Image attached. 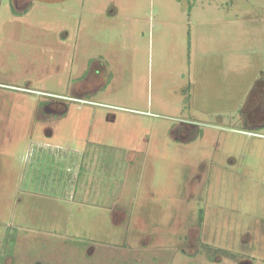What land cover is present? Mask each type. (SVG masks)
Masks as SVG:
<instances>
[{
  "label": "rangeland",
  "instance_id": "rangeland-1",
  "mask_svg": "<svg viewBox=\"0 0 264 264\" xmlns=\"http://www.w3.org/2000/svg\"><path fill=\"white\" fill-rule=\"evenodd\" d=\"M0 264H264V0H0Z\"/></svg>",
  "mask_w": 264,
  "mask_h": 264
},
{
  "label": "crops",
  "instance_id": "crops-1",
  "mask_svg": "<svg viewBox=\"0 0 264 264\" xmlns=\"http://www.w3.org/2000/svg\"><path fill=\"white\" fill-rule=\"evenodd\" d=\"M27 3H28V1H26V5H27ZM25 5V6H26ZM75 97H79V96H77V95H75ZM68 109H65L64 111L62 110V112L61 113H67L68 114V112H66ZM112 119H116V115H114L113 116V118ZM33 143H35L34 141H32ZM32 143V144H33ZM44 143H46V144H50L48 141L47 142H43L42 143V145L44 144ZM35 145V144H34ZM36 146L38 147V148H40L41 149V147H40V144H36ZM27 147H28V144H27ZM42 150H44V152L42 153V152H40L38 155H37V153H36V156H43L44 158L45 157H47V158H50V156H53V155H57V156H53L54 157V162H52V164L54 165L55 164V169H56V166H57V163H58V160L56 161L55 159L57 158L58 159V155H60L61 153H59V152H55V154H53V155H50L51 153L50 152H52L50 149H48V148H42ZM37 152H38V150H37ZM33 155H34V153H33ZM45 155H47V156H45ZM62 155H65L64 153H62ZM66 155H68V154H66ZM68 157L69 158H71L72 156H71V154L70 155H68ZM60 159V158H59ZM32 161L33 160H29L28 161V163L30 164L28 167H31V165L33 166L34 165V163H32ZM56 161V162H55ZM49 166H50V169H52L53 168V166H51V164L49 163ZM26 169H27V167H25ZM27 171H28V169H27ZM54 171V170H53ZM71 177L72 175L70 174V175H68L67 176V178L68 177ZM53 178H55V177H53ZM54 183V182H53ZM68 185V184H67ZM66 187L67 186H62V190L64 191V193L66 194V191H65V189H66ZM65 188V189H64Z\"/></svg>",
  "mask_w": 264,
  "mask_h": 264
},
{
  "label": "flooded vegetation",
  "instance_id": "flooded-vegetation-1",
  "mask_svg": "<svg viewBox=\"0 0 264 264\" xmlns=\"http://www.w3.org/2000/svg\"><path fill=\"white\" fill-rule=\"evenodd\" d=\"M46 95H51L52 97H54L50 93H46ZM58 102H56L54 98H51V100L48 101V103L44 106L43 109H45L50 115L57 114V113H59V109H58L59 108V105H58ZM60 102H63L64 103V101H60Z\"/></svg>",
  "mask_w": 264,
  "mask_h": 264
},
{
  "label": "built area",
  "instance_id": "built-area-1",
  "mask_svg": "<svg viewBox=\"0 0 264 264\" xmlns=\"http://www.w3.org/2000/svg\"><path fill=\"white\" fill-rule=\"evenodd\" d=\"M72 99L74 100H80V101H84L85 102V100L84 99H80V98H78V97H76V98H74V97H72Z\"/></svg>",
  "mask_w": 264,
  "mask_h": 264
},
{
  "label": "trees",
  "instance_id": "trees-1",
  "mask_svg": "<svg viewBox=\"0 0 264 264\" xmlns=\"http://www.w3.org/2000/svg\"><path fill=\"white\" fill-rule=\"evenodd\" d=\"M201 214H202V212H201ZM201 217L203 218V215H201Z\"/></svg>",
  "mask_w": 264,
  "mask_h": 264
}]
</instances>
